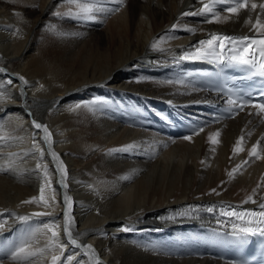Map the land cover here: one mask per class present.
<instances>
[{
	"label": "bare ground",
	"instance_id": "6f19581e",
	"mask_svg": "<svg viewBox=\"0 0 264 264\" xmlns=\"http://www.w3.org/2000/svg\"><path fill=\"white\" fill-rule=\"evenodd\" d=\"M103 7L118 10L83 21L54 14L77 11L65 0H0V262L52 264L61 255L49 248L52 224L67 245L63 257L74 256L70 264H230L190 255L189 241L215 228L206 208L264 203V118L249 109L190 140H167L135 121L145 103L190 108L206 98L178 56L211 33H256L245 21L254 24L260 9L218 11L208 23L182 15L198 12L199 0H105ZM94 100L91 110L74 107ZM33 121L47 126L50 144ZM242 136L243 150L234 153ZM257 141L260 159L249 156ZM129 144L136 147L109 151ZM250 196L256 203L245 202ZM65 211L72 236L94 253L68 244ZM25 241L36 255L10 259ZM63 257L57 264H69Z\"/></svg>",
	"mask_w": 264,
	"mask_h": 264
},
{
	"label": "snow or ice",
	"instance_id": "6c2138e0",
	"mask_svg": "<svg viewBox=\"0 0 264 264\" xmlns=\"http://www.w3.org/2000/svg\"><path fill=\"white\" fill-rule=\"evenodd\" d=\"M105 0H65V3L69 5H74L77 11L73 12L69 10L66 13H60L56 12L54 13L57 16H68L70 18L76 19V20H83V21H91L96 18V14L101 12H113L117 11L118 9H106L103 7ZM116 3H122V0H114ZM203 3V7L198 12H185L182 15L183 16H189V15H205L208 18L206 19V22L211 23L213 20H219L220 19V13L215 10V6L217 3H224L229 5L223 11H226L231 14L238 15L240 9H248L250 12L255 11L257 8L260 9V14L257 15L255 23H252L251 17H249L248 20L245 21L247 24L252 25V29L255 30L256 35L249 37V36H241V37H229L224 36L216 33H211L210 38L207 40H201L199 42V45L196 47L195 52L186 50L184 55L181 57H178L179 59H194V60H209L216 63L221 64H227L232 67H238V68H246L249 70V73L252 77H260L264 79V19H262V16H264V2H261L259 4L253 2V0H207V2H204V0H201ZM225 19H228V17H225ZM173 27H176L175 25ZM190 32H195V29H187ZM224 41H227L230 45L228 48L229 54L227 56L224 55L223 51H218V49H224L225 44ZM207 46V47H204ZM153 47H156V44H153ZM251 50V51H250ZM21 81H24L23 77H20ZM26 83V81H24ZM8 84H11L12 81L9 80L7 82ZM164 83H174L172 81H166ZM182 83V82H178ZM261 96H264V93H261ZM98 103V101H89L85 102L83 105L76 104L75 108L85 107L92 109L93 105ZM227 103L232 108H238L240 111H243L246 107H251L252 109H256L255 112H249V115H261L264 114V100L260 102H254L253 99L250 97L245 98L243 96H237L236 98L229 97L227 100ZM231 110V109H230ZM33 125L36 129H42L45 133L44 139L47 143H51V133L48 131L47 126L41 125L40 123L33 121ZM204 129L201 127L199 128L195 134H199V132H202ZM251 135V133H249ZM214 136H219V133L210 134L208 139L212 143H217L214 139ZM185 139L190 140L191 136H186ZM244 139V137H240V139L237 140L236 146L233 149V152L236 153L238 151L243 150L241 148V141ZM264 140V137L261 138ZM260 144V141H257L256 145H253L251 151L249 152V156H255L257 159H260L261 156L257 152V146ZM136 145L129 144L124 146L122 149H111L110 152L114 151H129L135 148ZM261 151L264 152V148H261ZM53 156V159L59 160V157L56 153H51ZM43 156V151H41V157ZM37 167L39 168L40 165L38 164ZM61 172L62 177H66V168L63 165V162H60V166L58 169ZM45 176L47 177V169L44 170ZM229 176H232V173H229ZM46 183H50V181L46 180ZM63 183V180L61 181ZM67 185L65 184L64 187ZM215 191V190H213ZM41 197L40 199L43 200V193H44V187L42 186L40 188ZM36 198H33L35 200ZM33 200L24 201L23 203H32ZM64 202L66 205L70 206V198L65 196ZM245 202H252L256 203L252 199V197H248V200ZM259 211L255 210H247V211H240L234 208L231 209H220V216L225 217H232L235 218L236 221H242V223L237 224L233 222L231 224V231L230 233H227V235H230L232 240L235 242L243 244L246 240H248L250 237H254L259 235L260 237H264V203L259 204ZM209 213H214V209L212 207H209L206 209ZM187 212L179 213V215H186ZM34 215H44V213H34ZM65 218V228L64 232L67 236L68 244L80 248L84 247L88 253H94V250L92 249L91 245H80L77 243V239H75L72 236V233L69 229V223H70V217L68 211H65L64 213ZM20 220H27L28 217H19ZM167 219H173V217L169 216ZM219 222V221H218ZM5 223H0V230H2L5 226ZM55 225L52 224H46L45 228L48 229L52 233V238L49 240V248H59L61 251V255H53L52 257V264H57L58 261H60L63 257V251L67 247L66 244L60 243L58 239V232L54 230ZM123 231H129L128 228H123ZM30 247L28 241H25L22 243L19 247H17L10 255V259L13 261H21V260H27L32 256H35V252L28 251L27 249ZM66 261L70 262L74 259V256L69 255L66 257H63ZM2 264V262H0ZM77 264H80L78 261ZM97 264L99 262L97 261Z\"/></svg>",
	"mask_w": 264,
	"mask_h": 264
},
{
	"label": "rangeland",
	"instance_id": "374dc122",
	"mask_svg": "<svg viewBox=\"0 0 264 264\" xmlns=\"http://www.w3.org/2000/svg\"><path fill=\"white\" fill-rule=\"evenodd\" d=\"M54 21V19H52Z\"/></svg>",
	"mask_w": 264,
	"mask_h": 264
}]
</instances>
